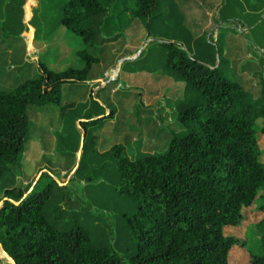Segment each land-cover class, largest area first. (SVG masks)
<instances>
[{"label":"trees","instance_id":"16d2710c","mask_svg":"<svg viewBox=\"0 0 264 264\" xmlns=\"http://www.w3.org/2000/svg\"><path fill=\"white\" fill-rule=\"evenodd\" d=\"M176 3L66 0L58 10L60 25L82 41L84 49L76 55L80 66L50 70L37 60V77L12 90L0 88L1 181L18 174L30 137V110L58 105L64 88L89 84L93 68L101 64L89 50L125 40L131 25H142L144 41L151 39L139 49L126 50L119 65L121 60L136 64L154 62L151 55L160 58L161 66L183 86L176 109L178 122L187 128L181 136L170 134L161 153L132 159L119 143L103 154V174L108 181L109 172L116 176L109 188L132 207L118 216L114 244H95L82 225L46 217L53 181L41 190L36 187L47 172L24 188H6L0 196V250L12 264H264V205L256 206L262 217L253 221L262 234L260 255L246 249L245 238L224 232L245 225L247 210L264 197V98L250 101L248 91L224 75L215 58L203 59L199 46L208 54H221L210 33L207 40L183 30H175L172 39L155 33L173 17L164 8L172 12ZM234 18L216 19L212 31L228 29L229 23L238 22ZM113 23L116 27L107 33ZM108 84L99 83V89ZM103 114L86 115L80 127L85 132L100 124ZM258 119L263 120L260 128ZM122 240L125 244L117 248Z\"/></svg>","mask_w":264,"mask_h":264},{"label":"rangeland","instance_id":"374dc122","mask_svg":"<svg viewBox=\"0 0 264 264\" xmlns=\"http://www.w3.org/2000/svg\"><path fill=\"white\" fill-rule=\"evenodd\" d=\"M172 1L177 2L172 12L169 7L164 12L173 17L155 33L172 39L175 30H183L193 37L206 36V40L210 33L221 54H208L199 46L203 59L215 58L221 72L248 91L250 101L264 98V57L256 59V54H264V0ZM65 2L39 0L33 6L32 0H0L1 89L12 90L37 77V60L50 70L80 66L76 55L84 49L82 41L60 25L58 10ZM234 17L238 22L229 23L228 29L212 31L216 19ZM115 27L113 23L107 33ZM127 34L125 40L89 50L101 59V64L92 70L89 84L78 89L64 88L58 105L30 110V137L18 174L0 181L1 196L6 188H24L47 172L49 176H44L36 187L41 190L53 181L44 214L59 224L82 225L95 244H114L121 225L118 216L132 211L130 202L120 200L109 188L116 176L109 172L107 176L112 180L108 181L103 174V154L119 143L126 146L132 159L161 153L170 134L181 136L187 131L178 122L176 109L183 100V86L169 69L161 66L160 58L151 55L154 62L141 60L136 64L121 60L119 65L118 59L126 50L139 49L151 39L144 41L142 25H131ZM107 82L106 88L99 89V83ZM68 104L72 105L62 114ZM97 112L104 113L100 116L103 121L84 132L80 126L85 116ZM256 123L259 128L263 126L261 120ZM259 140L262 142L261 136ZM85 142L89 145L87 152ZM259 205H264V197L247 210L246 226L226 227L224 231L226 236L245 238L246 249L255 255L261 254L262 234L254 224L262 217L256 210ZM124 244L122 240L117 248ZM0 264H11L1 250Z\"/></svg>","mask_w":264,"mask_h":264},{"label":"crops","instance_id":"0c3cea01","mask_svg":"<svg viewBox=\"0 0 264 264\" xmlns=\"http://www.w3.org/2000/svg\"><path fill=\"white\" fill-rule=\"evenodd\" d=\"M39 0H32V3H33V6H35L37 4ZM28 4V1L25 2V6H27ZM261 57H264V54H256V59L259 60ZM258 120H261L263 122L262 119H258Z\"/></svg>","mask_w":264,"mask_h":264},{"label":"water","instance_id":"95a60500","mask_svg":"<svg viewBox=\"0 0 264 264\" xmlns=\"http://www.w3.org/2000/svg\"><path fill=\"white\" fill-rule=\"evenodd\" d=\"M9 259V258H8ZM10 260V259H9ZM11 264H12V262H11Z\"/></svg>","mask_w":264,"mask_h":264}]
</instances>
